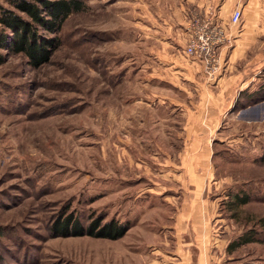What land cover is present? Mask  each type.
I'll return each mask as SVG.
<instances>
[{
    "label": "rangeland",
    "instance_id": "obj_1",
    "mask_svg": "<svg viewBox=\"0 0 264 264\" xmlns=\"http://www.w3.org/2000/svg\"><path fill=\"white\" fill-rule=\"evenodd\" d=\"M83 1L87 11L67 21L49 64L34 69L19 54L0 66V264H168L180 241L196 238L193 230L173 229L172 211L194 205L175 199L183 137L170 134L174 147L167 150L157 134L130 132V102L143 105L130 97L140 82L119 61L132 48L129 23L150 33L151 0ZM158 39L144 34V46L157 49ZM259 73L255 96L238 99L221 124L208 203L218 209L215 227L227 245L251 231L260 241L232 253L228 246L205 249L220 264H264V67ZM139 89L144 95L132 97L147 100V87ZM238 193L251 201L231 212ZM68 208L85 224L104 215L132 226L116 241L54 238L50 226ZM190 246L182 256L197 250Z\"/></svg>",
    "mask_w": 264,
    "mask_h": 264
},
{
    "label": "crops",
    "instance_id": "obj_2",
    "mask_svg": "<svg viewBox=\"0 0 264 264\" xmlns=\"http://www.w3.org/2000/svg\"><path fill=\"white\" fill-rule=\"evenodd\" d=\"M151 8L154 17L150 27H146L150 33L142 25L137 29L129 23L128 43L132 48L119 56V61L124 60L140 82L130 97L139 99L136 104H143L136 107L130 102V122L126 127L136 136L157 134L167 150L174 147L170 145V134L174 139L175 135L183 137L180 147L184 157L175 174L179 173V177L174 178L181 190L175 199L191 200L194 205L181 204L172 211L173 229L178 233L193 230L196 238L191 243L180 241L178 257L168 264H220L217 253L208 255L205 250L228 246L215 227L218 209L208 203L215 181L214 145L235 102L255 96L253 90L260 82L257 75L264 67V33L259 30H264V0H151ZM235 9L242 11L241 27L232 28L234 43L221 49L219 69L214 77H209L202 60L185 54V27L193 19L214 18L229 26ZM144 34L157 36L159 48L145 47ZM139 86L149 90L145 101L139 95L132 97L135 91L144 95ZM127 98L130 101L129 93ZM168 104L178 111L177 116ZM149 114L155 120L153 128ZM187 244L196 248L199 256L191 250L182 256Z\"/></svg>",
    "mask_w": 264,
    "mask_h": 264
},
{
    "label": "trees",
    "instance_id": "obj_3",
    "mask_svg": "<svg viewBox=\"0 0 264 264\" xmlns=\"http://www.w3.org/2000/svg\"><path fill=\"white\" fill-rule=\"evenodd\" d=\"M0 6V66L11 55H24L29 65L39 69L49 64L63 44V30L67 21L87 11L83 0H7ZM186 54V53H185ZM264 163V156L262 157ZM229 203L231 212L247 205L248 195L236 194ZM132 223H121L106 216L90 217L89 223L70 209L63 210L52 222L50 233L54 238L91 237L116 241L124 238ZM253 232L245 233L228 244L227 252L259 242ZM264 243V239L261 240ZM0 255V259H1Z\"/></svg>",
    "mask_w": 264,
    "mask_h": 264
},
{
    "label": "built area",
    "instance_id": "obj_4",
    "mask_svg": "<svg viewBox=\"0 0 264 264\" xmlns=\"http://www.w3.org/2000/svg\"><path fill=\"white\" fill-rule=\"evenodd\" d=\"M242 11L235 9L230 18V25L214 19H193L189 26V36L185 53L187 56L202 60L209 77L219 69V57L222 48L233 43L232 28L241 23Z\"/></svg>",
    "mask_w": 264,
    "mask_h": 264
}]
</instances>
